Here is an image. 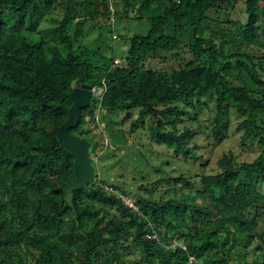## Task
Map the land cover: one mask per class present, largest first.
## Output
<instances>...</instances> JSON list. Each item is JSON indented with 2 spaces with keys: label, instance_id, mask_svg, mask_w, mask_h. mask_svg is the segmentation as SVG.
<instances>
[{
  "label": "trees",
  "instance_id": "obj_1",
  "mask_svg": "<svg viewBox=\"0 0 264 264\" xmlns=\"http://www.w3.org/2000/svg\"><path fill=\"white\" fill-rule=\"evenodd\" d=\"M122 1L124 8L114 0H0V264H187L189 256L192 264H264V0ZM240 3L244 41L230 49L211 22H229ZM129 11L148 21L147 32L128 38L118 62L110 56L94 63L79 43L85 24L106 23L111 41L121 39L115 17L128 19ZM168 57L178 66L148 62ZM82 83L101 88V95H92L69 132L92 146L99 139L81 126L86 115L135 111L131 131L153 117L151 135L191 155L194 130L175 127L180 104L210 93L212 134L219 137L223 116L233 110L242 141L260 150L240 162L228 151L215 173L169 177L172 196L136 195V209L120 187L107 189L95 149L92 181L69 188L73 157L56 132L72 88ZM96 134L107 148L102 129Z\"/></svg>",
  "mask_w": 264,
  "mask_h": 264
},
{
  "label": "rangeland",
  "instance_id": "obj_2",
  "mask_svg": "<svg viewBox=\"0 0 264 264\" xmlns=\"http://www.w3.org/2000/svg\"><path fill=\"white\" fill-rule=\"evenodd\" d=\"M114 4L124 8L122 0H114ZM128 16L130 18L127 19L117 13L113 29L117 35L121 34L122 38L114 41L109 37L111 28L106 23H102L100 27L96 24H85L79 43L89 51L94 63H103L110 56H115V62H118V57L126 54L128 38L147 32L149 23L145 18H134L133 12L130 11ZM54 17L61 16L54 13ZM229 19L227 23L211 22V29L214 33L219 31L224 34L230 49H238L244 41L238 34L239 24L247 22L242 3L230 12ZM48 23L44 21L43 25ZM110 44H113L112 51L109 49ZM148 62L153 68L164 67L171 70L178 66L176 60L169 57L167 60L150 59ZM180 105L184 113L175 122V127L178 132L185 126L194 130L193 137L187 140L188 145L194 146V153L191 155L176 154L173 147L166 146L154 138L148 129L150 122L154 121L153 117L146 116L144 123L131 131L130 121L136 117L135 111L129 116L123 113L102 115L99 112L94 118L86 115L81 126L85 128L87 135L99 139L96 140L99 146L91 145L90 152L95 149V166L101 179L107 182V189L113 190L114 186L117 190L121 188L125 191V200L129 203L136 200V195L148 194L153 198H169L173 195L171 186L165 184V179L169 177L215 173L219 170L217 160L228 151H232L239 162L251 161L258 154L260 148L256 142L242 141L240 132L236 130L241 117L233 110L223 116L219 137L212 134L213 117L216 113L215 97L212 94L207 93L198 100H189ZM101 129L111 141L104 149L102 140L96 134ZM194 187L199 188L200 183H196Z\"/></svg>",
  "mask_w": 264,
  "mask_h": 264
},
{
  "label": "water",
  "instance_id": "obj_3",
  "mask_svg": "<svg viewBox=\"0 0 264 264\" xmlns=\"http://www.w3.org/2000/svg\"><path fill=\"white\" fill-rule=\"evenodd\" d=\"M69 97L71 104L68 107V116L58 127L56 139L59 146L73 157L75 178L68 187L78 189L86 187L92 181L95 175V168L91 162L90 141L70 133L69 129L77 126L80 118V109L90 105L92 101L91 85L82 83L79 86H74ZM66 189V187L63 188L64 199L67 198Z\"/></svg>",
  "mask_w": 264,
  "mask_h": 264
},
{
  "label": "built area",
  "instance_id": "obj_4",
  "mask_svg": "<svg viewBox=\"0 0 264 264\" xmlns=\"http://www.w3.org/2000/svg\"><path fill=\"white\" fill-rule=\"evenodd\" d=\"M91 89H92V95H95V96H98L100 97L101 95V88H97V87H93L91 86ZM96 89H99L98 91H96ZM123 200L125 201V203L131 205L134 209H136V206L133 204V203H129L125 200V197H123ZM194 258L192 256H189V260H188V263L187 264H192Z\"/></svg>",
  "mask_w": 264,
  "mask_h": 264
}]
</instances>
